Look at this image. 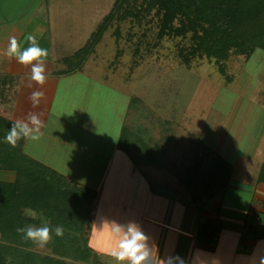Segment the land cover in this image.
<instances>
[{
	"label": "crops",
	"instance_id": "0c3cea01",
	"mask_svg": "<svg viewBox=\"0 0 264 264\" xmlns=\"http://www.w3.org/2000/svg\"><path fill=\"white\" fill-rule=\"evenodd\" d=\"M56 1L0 0V132L7 134L17 120H27L29 113L37 114L43 122L42 135L38 140H32L31 147L35 148L43 137L58 145L55 151L58 155L54 158L48 149L42 153V158L30 154L26 151L30 139L26 138H22V153L94 192L90 219L84 231L86 245L91 250V262L116 264L101 250L105 246L104 242L97 241L93 229L95 224L99 230L101 219L107 217L122 224L130 220L138 223L151 238L149 243L154 245L159 259L178 255L186 264H192L193 255L200 251L218 257L207 259L204 264H251L246 257L258 245L264 244V238H256L257 233L253 234L250 226L254 224L252 214L264 211V183L256 182L258 169L263 162L258 160L255 165L251 163L248 166L244 162L236 163L233 164V168L236 167L234 170L228 162L231 175L223 194L206 203L194 204L177 178L174 168L177 162L171 159L165 163L162 159L169 153L165 151V134L161 136L162 133L159 134L157 130V135L151 136L146 142L129 146L133 142L131 139V142L124 144L125 148H118L121 123L124 119L128 123L134 122L132 118H138V114L141 116L143 111L127 110L129 98L111 87L108 89L116 96L118 94L121 100L118 102V96L112 100L116 104L111 105L107 116L102 115L101 119H97L95 114H88L86 108H80L91 96L82 94L78 86L84 87V83L87 88L90 81L93 83L97 80L75 79L74 76L86 75L82 68L65 75L54 74V70L62 67H58V58L53 55L56 50L52 43L62 11ZM76 30L77 27L73 26L68 36L78 38ZM29 34L36 37L39 46L48 50L44 62L47 80L43 86L31 80L32 65H20L15 58L5 55L10 37L15 36L21 48L26 49L29 44L25 37ZM88 35L85 38V33L82 35L83 42ZM37 90L42 91L44 96L39 105L33 107L30 96ZM57 91L62 93V99H69L66 110L60 115L66 126L64 133L56 128L51 131L50 127L54 125L50 122L48 128L46 126L52 116L51 106ZM65 91L68 92L67 96ZM140 121L146 124L145 117ZM213 151L218 154L216 150ZM60 154L66 155L62 163L57 161ZM13 179V172L0 170V181L11 182ZM230 185H235L238 190H242L241 187L248 188L245 189L248 190V198L241 212L235 206L236 202L231 200L235 199L234 194L228 197V193H225L233 188ZM217 207L220 229L214 242L206 244L198 241L197 224L212 219L213 210ZM28 213L33 216L31 210ZM44 220H47L44 216L36 214L30 225L43 226ZM261 256H264V246L259 248L254 264H260Z\"/></svg>",
	"mask_w": 264,
	"mask_h": 264
},
{
	"label": "rangeland",
	"instance_id": "374dc122",
	"mask_svg": "<svg viewBox=\"0 0 264 264\" xmlns=\"http://www.w3.org/2000/svg\"><path fill=\"white\" fill-rule=\"evenodd\" d=\"M55 3L62 10L52 43L56 50L53 55L58 58L60 67L64 66L61 58L82 46V35L85 33V38L109 12L112 1L57 0ZM144 16L139 24L121 19L109 26L93 52L83 61L81 68L86 77L74 76L75 79L97 81H90L87 88L83 82L84 87L78 86L82 94L91 96V100L87 97V103L80 108H86L88 114H95L97 119L107 116L111 105L116 104L112 100L118 96L108 87L117 89L120 95L137 98V108L143 113L138 114V118L134 116V122L129 120L131 123L124 119L117 139L121 138L124 144L133 139L129 146L133 143L137 146L156 136L158 130L161 136L165 134V151L169 152L162 159L165 163L175 160L177 172L188 164L194 139L216 150L232 168L236 163L244 162L248 166L255 165L258 160L264 162V52L255 49L247 59L230 56L225 62L226 75L230 77L226 81L212 60L206 58L194 60L189 68H185L177 53L178 49L189 46L190 34L158 36L157 20L150 18L149 14ZM177 24L173 19L171 25ZM73 26L77 27L78 38L68 36ZM115 26L118 27L117 38L113 33ZM136 46L138 52L133 55ZM61 95V92H55L52 116L46 126L48 128L50 122L55 126L50 127L51 131L56 128L64 133L66 126L60 115L66 110L69 99H62ZM142 117H145L146 124L140 121ZM105 131L108 133L107 127ZM32 143L30 140L26 144V151L30 154L42 158L40 156L48 149L49 154L57 157L58 145L55 143L43 137L35 148L31 147ZM65 157L60 154L58 163L65 161ZM230 186L233 188L225 193L228 197L234 194L235 199L231 200L241 212L248 198V190H245L248 188L238 190L235 185ZM35 248L42 250L38 245Z\"/></svg>",
	"mask_w": 264,
	"mask_h": 264
},
{
	"label": "trees",
	"instance_id": "16d2710c",
	"mask_svg": "<svg viewBox=\"0 0 264 264\" xmlns=\"http://www.w3.org/2000/svg\"><path fill=\"white\" fill-rule=\"evenodd\" d=\"M111 1L109 12L96 23L79 49L61 58L64 66L54 70V74L80 70L109 26L121 19L139 24L145 14L157 20L158 36L190 34L189 46L178 49L177 53L185 68L194 60L206 58L212 60L219 74L228 81L225 62L230 56L247 59L255 49L264 52V0ZM173 19L178 22L176 26L171 25ZM113 33L117 38V26ZM136 48L133 55L138 52L139 47ZM137 104V98H129L127 110H138ZM6 135L0 132V170L13 172L14 179L0 181V264H95L91 262V250L84 237L94 192L28 158L21 151L22 139L12 147L5 142ZM192 144L188 164L175 173L190 202L206 203L223 194L231 166L200 140L194 139ZM122 145L119 138L118 148ZM256 182L264 183V162L258 169ZM30 210L44 216L53 229L52 240L42 250L25 241L24 234L17 231L34 222ZM213 211L212 219L197 224V239L206 244L214 242L220 229L218 207ZM257 216L264 220L261 213H254L251 216L254 224L250 226L253 234L257 233L256 238H264V225L255 222ZM56 226L63 227V236H55Z\"/></svg>",
	"mask_w": 264,
	"mask_h": 264
},
{
	"label": "clouds",
	"instance_id": "9594fccd",
	"mask_svg": "<svg viewBox=\"0 0 264 264\" xmlns=\"http://www.w3.org/2000/svg\"><path fill=\"white\" fill-rule=\"evenodd\" d=\"M29 46L26 49L21 48V44L15 36L10 37L5 55L9 58H15L20 65L31 67V80L37 85L43 86L47 80L45 75L44 62L48 56V50L39 46L35 36L29 34L25 37ZM35 62V63H33ZM42 91H33L30 96L33 107L39 105L43 98ZM43 122L37 114L29 113L27 120H17L12 124L7 132L5 142L12 147L17 146V142L22 138L38 140L41 133ZM36 215L35 212L32 213ZM49 221L44 220L43 226L35 227L27 225L18 228L17 231L23 233L25 241H31L39 247H45L52 240L53 229L49 227ZM97 241H103L104 247L101 249L105 254L111 257L116 264H186L185 260L178 255H167L164 259H159L157 252L154 251V245L150 244L151 238L147 235L140 225L135 221L120 223L115 219L104 217L101 219L99 230L93 225ZM55 236L61 237L64 234L62 226H56ZM261 246L258 245L253 253L246 259L254 264L257 258V252ZM207 259H218L211 254L197 251L192 258V264H204ZM260 264H264V256L259 257Z\"/></svg>",
	"mask_w": 264,
	"mask_h": 264
},
{
	"label": "built area",
	"instance_id": "2783aa9c",
	"mask_svg": "<svg viewBox=\"0 0 264 264\" xmlns=\"http://www.w3.org/2000/svg\"><path fill=\"white\" fill-rule=\"evenodd\" d=\"M260 213L262 216H264V211ZM255 222L259 223L260 225H264V220L261 221L259 216L255 218Z\"/></svg>",
	"mask_w": 264,
	"mask_h": 264
}]
</instances>
